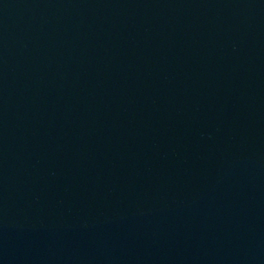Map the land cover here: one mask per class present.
<instances>
[{
	"label": "water",
	"instance_id": "95a60500",
	"mask_svg": "<svg viewBox=\"0 0 264 264\" xmlns=\"http://www.w3.org/2000/svg\"><path fill=\"white\" fill-rule=\"evenodd\" d=\"M0 264H264V0H0Z\"/></svg>",
	"mask_w": 264,
	"mask_h": 264
}]
</instances>
